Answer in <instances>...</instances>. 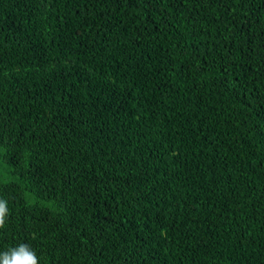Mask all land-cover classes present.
I'll use <instances>...</instances> for the list:
<instances>
[{"label": "trees", "instance_id": "obj_1", "mask_svg": "<svg viewBox=\"0 0 264 264\" xmlns=\"http://www.w3.org/2000/svg\"><path fill=\"white\" fill-rule=\"evenodd\" d=\"M0 252L264 264V0H0Z\"/></svg>", "mask_w": 264, "mask_h": 264}, {"label": "clouds", "instance_id": "obj_2", "mask_svg": "<svg viewBox=\"0 0 264 264\" xmlns=\"http://www.w3.org/2000/svg\"><path fill=\"white\" fill-rule=\"evenodd\" d=\"M9 214L7 201L0 198V229L5 228ZM0 264H39V259L27 244H20L5 252H0Z\"/></svg>", "mask_w": 264, "mask_h": 264}]
</instances>
